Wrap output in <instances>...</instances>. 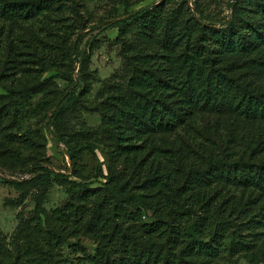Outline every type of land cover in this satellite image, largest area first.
<instances>
[{
    "label": "trees",
    "instance_id": "1",
    "mask_svg": "<svg viewBox=\"0 0 264 264\" xmlns=\"http://www.w3.org/2000/svg\"><path fill=\"white\" fill-rule=\"evenodd\" d=\"M145 1L0 0V89L10 100L0 107V152L19 159L13 130L41 117L72 161L69 175L57 174L69 199L44 218L37 198L13 251L0 232V264H61L65 246L86 254L70 243L81 237L96 244L85 264H264V0H156L135 10ZM91 5L106 14V31L118 29L122 59L92 109L96 129L83 121ZM73 59L77 77L62 73ZM20 67L55 70L67 90L41 112L50 81L17 79ZM69 116L78 129L59 127ZM103 139L108 175L96 169L105 182L94 188L83 156ZM19 143L35 139L28 132ZM38 162L27 172L52 173Z\"/></svg>",
    "mask_w": 264,
    "mask_h": 264
},
{
    "label": "rangeland",
    "instance_id": "2",
    "mask_svg": "<svg viewBox=\"0 0 264 264\" xmlns=\"http://www.w3.org/2000/svg\"><path fill=\"white\" fill-rule=\"evenodd\" d=\"M156 0H146L140 6L135 8L138 10L142 7H149ZM90 14L95 19L82 34L84 35L83 45L81 47V53H85L89 41L95 40V49L92 52L91 60L88 65L87 73L91 75L93 80V91L90 96V109L83 114V121L90 128H98L102 119L99 113L92 110L100 102V95L106 88L110 81L114 80L116 71L122 65V59L119 57L117 47L113 42L118 37V29H112L106 31L104 25H100V22L106 15L103 10H99V7L91 5ZM118 15H124L123 8H119ZM97 25V28H93ZM99 25V26H98ZM32 28V27H30ZM37 28H32L28 34L37 33ZM75 39V36H71V41ZM81 57L77 61H80ZM73 59V62L65 65L62 73H67L69 77H77L78 70L74 71V66L79 68V63ZM76 61V62H74ZM25 68L20 67V72L17 79L26 77L28 81L33 79L34 83H38L48 79L50 82L45 86L44 94L38 97V101L41 99L48 100L46 103L40 104V111L49 108V104L53 103L63 92L67 90L69 83L61 77V74L57 71H33L26 72ZM29 75H28V74ZM0 95H5L0 99V107L2 104H8L10 101L6 96V93L0 89ZM55 107L53 110H56ZM52 114L49 113V118ZM61 129L69 128L78 129L77 122L72 116H69L62 125ZM51 131L46 130L45 124L42 118L39 117L33 120L32 123L24 125L20 130L14 129L15 136L13 138V145L20 151V158H12L10 156H4L0 152V232L2 237L6 240L8 249L13 251V243H15V236L18 239L17 231L19 226L24 223L32 221L36 215V199L41 202L42 209L44 210V218L51 216V214L58 208H60L68 199L70 193V185L57 177L58 173H67L72 167V161L64 152L66 151L65 145H57L55 142L54 126L51 127ZM30 132L34 137L35 143L24 145L19 143L24 138V134ZM0 138H6V132L2 131V125L0 126ZM20 138V140H19ZM105 143L107 140L103 139L100 143H95L93 153H84L83 156V169L88 183H92L94 188H100L101 184L105 182L103 179L96 180L94 178L95 170L102 168L105 176L108 175V158L105 150ZM76 148L82 146V142L77 143ZM46 145V148L43 147ZM43 161L44 167L51 170L52 173L27 172L34 162ZM39 163V162H38ZM48 172V171H47ZM72 181L80 182L76 178H71ZM21 241V240H20ZM86 251V254L81 252H75L69 246L63 247L60 252L63 260L61 264H85L87 263V256H94L96 252V244L85 237H81L79 240L71 241L70 243H76ZM69 243V245H71ZM8 264H23L22 261H12ZM214 264H250L245 261L236 262L228 259H223Z\"/></svg>",
    "mask_w": 264,
    "mask_h": 264
}]
</instances>
